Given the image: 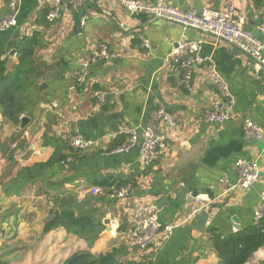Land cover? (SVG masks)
<instances>
[{
    "label": "crops",
    "instance_id": "crops-1",
    "mask_svg": "<svg viewBox=\"0 0 264 264\" xmlns=\"http://www.w3.org/2000/svg\"><path fill=\"white\" fill-rule=\"evenodd\" d=\"M166 1L200 12L226 5V0ZM62 4L61 20L50 23L39 0H20L18 25L0 32V60L15 91V98L7 102L9 116L0 101V209L6 203L14 205L16 213L12 211L8 220L19 213L21 201H36L37 206L16 222L27 236L31 231L37 235L50 219L39 207L49 201L50 208L57 206L52 215L72 210L76 217L90 220L91 232L98 237L87 242L63 228L39 241L31 237L35 243L20 264L24 259L61 264L80 251L95 256L114 253L117 264H222L213 242L255 226L254 208L264 191V134L259 141L243 135L245 118L264 129V68L226 43L145 13H131L117 3L88 0L78 11L69 0ZM235 9V21L263 40L258 27L264 20V0H235ZM9 14L8 0H0V20ZM85 17V24L75 30ZM139 33L151 42L150 52L142 48ZM180 39L206 41L203 55L211 58L236 99L227 123L203 119L217 97L206 66L196 68L192 91L183 84L179 66L165 67ZM102 44L116 58L89 68L90 88L84 91L77 87L75 74ZM98 90L108 92L106 104L95 99ZM161 108L174 116L176 125L162 128L167 140L157 162L144 165L136 150L108 153L125 142L129 129L147 126ZM22 118H29L24 128ZM76 131L94 140L95 146L80 152L70 149L64 136ZM67 158L72 161L62 164ZM240 159L256 161L261 180L248 191H227L220 182L235 184L234 164ZM8 183L15 191H9ZM125 184L133 186L127 200L107 197L112 188ZM94 188L101 193L94 194ZM193 194L211 202L201 232L196 229L200 213L168 240L161 237L146 251L134 246L130 218L136 203L154 200L166 226L189 218ZM55 246L61 250L56 255L51 253ZM260 260L264 247L250 263ZM9 262L19 264L17 259Z\"/></svg>",
    "mask_w": 264,
    "mask_h": 264
},
{
    "label": "built area",
    "instance_id": "built-area-1",
    "mask_svg": "<svg viewBox=\"0 0 264 264\" xmlns=\"http://www.w3.org/2000/svg\"><path fill=\"white\" fill-rule=\"evenodd\" d=\"M20 0H8L10 14L0 20V32L7 31L18 25L20 15ZM88 0H69L70 6L78 11ZM117 3L128 9L131 13H145L155 20H162L170 24L179 25L184 30H195L203 36H208L215 41L226 43L232 48L244 54L252 60L257 68H264V20L259 25L258 30L263 35V40L256 38L252 30L246 28L235 21V0H226V5L222 10L197 11L195 9L183 10L177 6L168 4L166 0H106ZM41 5L49 8L47 20L55 23L61 20L63 15L62 0H39ZM87 21V17L82 19V25ZM141 46L146 51H151V42L139 33L137 35ZM206 43L204 39L196 42L180 39L176 47L166 58L165 67L169 64H175L182 71L183 84L189 91H192V80L196 68L207 67L209 78L217 89V97L212 106L203 114L205 122L210 124H225L232 117L231 112L236 105V99L216 65L211 58L203 55V46ZM116 58V54L110 52L108 45L102 44L99 50L90 57L83 60L80 69L75 74L76 85L78 88L87 91L90 88L88 79V70L92 66L102 62L110 61ZM94 97L99 104H106L108 92L98 90L94 92ZM174 116L164 108L154 112L151 120L145 127L131 128L126 132V140L108 153L111 155H121L137 151L144 165H150L159 160L161 149L165 147L167 135L163 132V127H175ZM264 129L253 119L245 118L243 122V135L246 139L259 141L262 139ZM65 135V134H64ZM70 149L80 152L86 151L96 142L86 138L79 132H68L64 136ZM72 161L67 158L62 164H68ZM236 172V182L234 185H228L223 180L222 185L226 186L227 191L233 189L250 190L261 180V167L256 161L240 159L234 164ZM100 188H94V194L101 193ZM133 192L132 184L112 188L107 197L111 200H127ZM211 202L203 195L192 198V207L189 218L180 223L162 225L160 223V206L152 199L146 198L133 206L130 225L131 239L134 246L140 251H146L157 244L162 237L168 240L174 230L188 224V220L196 217L198 214L208 211ZM264 218V191L261 192L260 201L254 208V220L256 225Z\"/></svg>",
    "mask_w": 264,
    "mask_h": 264
},
{
    "label": "trees",
    "instance_id": "trees-1",
    "mask_svg": "<svg viewBox=\"0 0 264 264\" xmlns=\"http://www.w3.org/2000/svg\"><path fill=\"white\" fill-rule=\"evenodd\" d=\"M49 8L46 7L45 15ZM29 54L27 57H31ZM5 63L0 60V101L4 107L5 115H10L11 100L15 98L14 87L11 86L9 76L5 75ZM63 228L69 234L94 242L98 235L91 232L90 220L86 217H76L72 210H65L52 218L45 224L43 233L48 234L53 230ZM214 249L222 264H246L253 259L254 255L264 247V218L259 225H255L243 232L225 239H216ZM0 264H10L9 261L0 259ZM64 264H117L114 253L95 256L90 251H80L66 259ZM258 264H264V260H260Z\"/></svg>",
    "mask_w": 264,
    "mask_h": 264
},
{
    "label": "rangeland",
    "instance_id": "rangeland-1",
    "mask_svg": "<svg viewBox=\"0 0 264 264\" xmlns=\"http://www.w3.org/2000/svg\"><path fill=\"white\" fill-rule=\"evenodd\" d=\"M7 187L9 189V191L10 190L15 191V190H13L11 183L10 184L8 183ZM15 193H16V195H18L17 194L18 192H15ZM26 200L21 201V203H20L21 209H20L19 213L14 215V217L12 219L8 218V220H5V218L12 211L14 213H16L14 205H7V203H6V205H3L0 209V259L3 258V260H6V261H10V260L16 261V259H17L16 263L20 264V260H22V258H24V256H26V254L29 253V249L35 243V242H33L34 240H30V238L32 237L35 240L37 238V241H39V240H42V237L44 236L43 231L41 233L36 232L37 235L33 234L31 231V235L27 236V234H25V232L20 231L18 229V226H17L18 218H23L24 213L27 215V212H29L30 209L32 210L33 208H35L37 206L36 201L29 202V204H28L26 202ZM29 201H31V200H29ZM44 203L45 204L43 206L40 205L39 209L43 208L44 210L49 212L50 213L49 218H51L53 216L52 215L53 211L56 209L55 207H57V206L53 205L52 208H50L49 204H48L49 201H45ZM1 204H2V202L0 203V206H1ZM18 206H19V203H18L17 207ZM23 210H25L26 212ZM22 211H23V213H21ZM39 212H43V211L40 210ZM60 251H61L60 246H55L54 249H52L51 253L56 255ZM64 262L61 264H64ZM23 263L24 264H32V260L24 259ZM57 264H59V263H57Z\"/></svg>",
    "mask_w": 264,
    "mask_h": 264
},
{
    "label": "water",
    "instance_id": "water-1",
    "mask_svg": "<svg viewBox=\"0 0 264 264\" xmlns=\"http://www.w3.org/2000/svg\"><path fill=\"white\" fill-rule=\"evenodd\" d=\"M80 25H81V22L78 21V22L76 23L75 30L78 29V28L80 27ZM28 124H29V118H22L21 128L26 127ZM189 191H190V190H189ZM196 195H197V194H193V196H196ZM209 217H210V215H209L206 211H204V212L201 213L200 217H199L198 220H197V224H196V229H197L198 231L201 232V231L205 228V225H206V223L208 222ZM159 221H160V223H161L162 225H164V223H163L161 217H160V220H159ZM246 264H251V263H250V261H249V262H247Z\"/></svg>",
    "mask_w": 264,
    "mask_h": 264
}]
</instances>
